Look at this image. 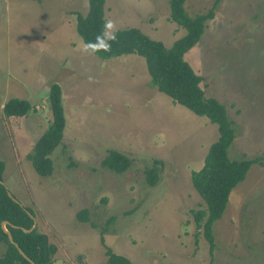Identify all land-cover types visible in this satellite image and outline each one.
<instances>
[{"label": "rangeland", "instance_id": "374dc122", "mask_svg": "<svg viewBox=\"0 0 264 264\" xmlns=\"http://www.w3.org/2000/svg\"><path fill=\"white\" fill-rule=\"evenodd\" d=\"M213 2L184 5L193 16ZM86 11L87 0H0L2 181L34 212L53 259L106 264L110 250L132 264H264V163L253 164L230 193L212 227L211 253L193 218L204 202L191 172L202 167L217 126L151 87L143 57L85 51L75 12ZM169 14L168 0H106L112 28L104 35L137 27L170 47L185 29ZM184 59L234 122L228 156L264 155V0H220ZM52 83L60 87L65 127L49 155L52 172L41 177L29 156L52 120ZM10 98L27 100L28 114L7 117ZM111 149L131 160L124 173L101 166ZM155 160L159 181L150 187L145 169ZM83 209L84 222L77 217ZM4 251L0 242V257Z\"/></svg>", "mask_w": 264, "mask_h": 264}, {"label": "trees", "instance_id": "16d2710c", "mask_svg": "<svg viewBox=\"0 0 264 264\" xmlns=\"http://www.w3.org/2000/svg\"><path fill=\"white\" fill-rule=\"evenodd\" d=\"M106 0H87L85 14L75 12L76 31L83 43L94 45V52L101 59H110L125 54H137L144 58L150 76L149 84L159 92L167 95L175 104H180L194 114L206 117L215 124L218 130L217 139L209 145L204 162L199 170L191 172V182L204 202V208L193 211L195 226L202 230L209 243V251L215 248L213 224L222 217L229 195L232 190L244 180L253 164L262 165L264 155L254 158L241 157L231 159L228 150L235 138L234 122L229 118L226 107L214 97L205 95L200 83L202 77L197 74L184 59V54L200 40L207 20L214 17V11L220 0H214L212 7L204 13L190 16L185 8V0H168L169 17L172 22L185 29V34L175 40L170 47L161 41L150 38L137 27H126L115 30V39L106 38L105 30ZM97 37H102L97 40ZM110 45L104 50V42ZM48 105L52 120L41 136L33 145V153L29 156L32 166L41 177L49 176L52 172V162L49 157L63 137L65 116L61 101V91L57 83L50 85ZM31 105L25 99L10 98L3 107L7 117L26 116ZM155 160L151 167L145 169V182L155 186L159 181L158 164ZM0 161V181L4 170ZM131 165V160L124 154L109 150L102 159L101 166L117 174L124 173ZM34 216L28 207L14 203L7 195L5 185L0 184V223L7 221L6 229L12 235L14 242L24 254L35 264H53L50 254L55 253V247L50 244L44 233L36 228L28 233L19 226L30 228ZM77 217L84 222L88 219L87 210L83 209ZM112 218L109 219V222ZM0 242L5 245V251L0 257V264H30L9 242L7 235L0 227ZM113 264H132L127 258L107 250Z\"/></svg>", "mask_w": 264, "mask_h": 264}, {"label": "water", "instance_id": "95a60500", "mask_svg": "<svg viewBox=\"0 0 264 264\" xmlns=\"http://www.w3.org/2000/svg\"><path fill=\"white\" fill-rule=\"evenodd\" d=\"M0 184L4 185L3 181H0ZM6 187V186H5ZM6 192L8 197L16 204L20 205L21 207H23V205L12 195V193L6 188ZM28 215L32 218L33 222L30 228L26 229L23 227H19V226H14V227H18L20 228L23 232L28 233L33 231L36 228V221L33 215H31L27 210H25ZM6 225H9V223L7 221H2L0 223V227L2 229V231L7 235V238L9 240V242H11L14 247L17 249L18 253L25 259L27 260L30 264H35L32 260H30L25 254L24 252L18 247V245L14 242L12 235L10 234V232L6 229ZM50 258H52V255H50ZM53 264H67L65 263L62 259H56L53 261Z\"/></svg>", "mask_w": 264, "mask_h": 264}, {"label": "clouds", "instance_id": "9594fccd", "mask_svg": "<svg viewBox=\"0 0 264 264\" xmlns=\"http://www.w3.org/2000/svg\"><path fill=\"white\" fill-rule=\"evenodd\" d=\"M105 28L106 29H111L112 28V23L111 21H108L105 23ZM110 39H115V34L112 33L111 36L109 37ZM102 37H97V40H101ZM110 45L107 43V41L104 42V50H107V48L109 47ZM85 51L87 52H91V53H94L96 51H98V49L94 46V45H91V44H86L85 45V48H84Z\"/></svg>", "mask_w": 264, "mask_h": 264}, {"label": "flooded vegetation", "instance_id": "af4514ba", "mask_svg": "<svg viewBox=\"0 0 264 264\" xmlns=\"http://www.w3.org/2000/svg\"><path fill=\"white\" fill-rule=\"evenodd\" d=\"M113 253V252H112ZM50 255H52V254H50ZM50 255H49V257H50ZM51 259H53V255H52V258ZM56 259H60V258H56ZM56 259H53V261L54 260H56ZM63 260V259H62ZM64 261V260H63ZM65 263H67V264H70V263H68V262H66V261H64ZM105 263L106 264H113L112 262H111V260H110V257H109V254L107 253V250H106V258H105ZM80 264H85V258H81L80 259Z\"/></svg>", "mask_w": 264, "mask_h": 264}]
</instances>
